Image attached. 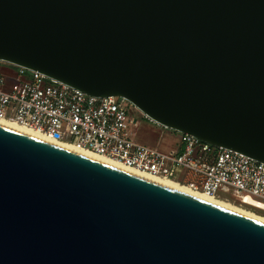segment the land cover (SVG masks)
I'll return each mask as SVG.
<instances>
[{"label":"water","instance_id":"obj_1","mask_svg":"<svg viewBox=\"0 0 264 264\" xmlns=\"http://www.w3.org/2000/svg\"><path fill=\"white\" fill-rule=\"evenodd\" d=\"M0 61L264 163V0H0ZM0 264H264V222L0 123Z\"/></svg>","mask_w":264,"mask_h":264},{"label":"built area","instance_id":"obj_2","mask_svg":"<svg viewBox=\"0 0 264 264\" xmlns=\"http://www.w3.org/2000/svg\"><path fill=\"white\" fill-rule=\"evenodd\" d=\"M0 64L15 68L0 70V119L193 190L220 198L233 194L243 204L264 211V163L181 132L179 144L162 151L137 140L136 117L130 112L137 107L125 98L92 96L40 72L3 61ZM183 173L184 182L175 179Z\"/></svg>","mask_w":264,"mask_h":264},{"label":"bare ground","instance_id":"obj_3","mask_svg":"<svg viewBox=\"0 0 264 264\" xmlns=\"http://www.w3.org/2000/svg\"><path fill=\"white\" fill-rule=\"evenodd\" d=\"M0 123H2L4 125H7V126H10V127H13L15 129L24 131L26 133L38 136L40 138L49 140L51 142L57 143L59 145H62L64 147L70 148L72 150L78 151V152L83 153L85 155L91 156L93 158L99 159L101 161L107 162V163L112 164L114 166H117V167H120L122 169H125V170H128L130 172H133L135 174L141 175L143 177H146V178H149L151 180L157 181V182L162 183L164 185H167V186H170L172 188L178 189V190L183 191L185 193H188L190 195L196 196V197L201 198L203 200H206V201L221 205L223 207L232 209L234 211H237L239 213L245 214L247 216H250L252 218H255V219H258V220L264 222V215L263 214H260V213H258L256 211L248 209V207L245 208L243 206L236 205V204H234L232 202H229L227 200H223V199H221V198H219L217 196L209 195V194H207L205 192H202V191L193 190L188 185L179 183V182L171 180V179H166V178L153 176V175H150V174L145 173L143 171H139L137 169L127 167L123 163H121V162H119V161H117L115 159H112V158L103 156L101 154L95 153V152L90 151L88 149L82 148V147H80V146H78L76 144L58 140V139H56V138H54V137H52L50 135H47L45 133H42V132H40L38 130H35V129H32L30 127H26V126H24L22 124H19L17 122L5 120V119H0Z\"/></svg>","mask_w":264,"mask_h":264},{"label":"rangeland","instance_id":"obj_4","mask_svg":"<svg viewBox=\"0 0 264 264\" xmlns=\"http://www.w3.org/2000/svg\"><path fill=\"white\" fill-rule=\"evenodd\" d=\"M15 68L10 66L9 64H0L1 72H10ZM14 81H10L8 83L7 89H9L13 85ZM129 105V103H127ZM130 112L133 116L136 117V122L134 124V131L137 134V140L149 145L158 146V148L162 151H169L179 144L180 137L179 132L174 131L169 128H164L156 122L151 121L148 117L144 116L140 110L135 107L130 109ZM187 171V170H186ZM186 171L184 173H186ZM182 174L180 177L175 178L176 180H180L184 182L185 174ZM220 198V197H219ZM221 199L232 202L236 205L243 206L245 208L256 211L260 214L264 215V211L258 209L253 206L243 204L237 197L233 194H228L227 196H222Z\"/></svg>","mask_w":264,"mask_h":264}]
</instances>
